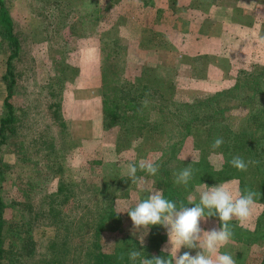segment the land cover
Instances as JSON below:
<instances>
[{
  "label": "rangeland",
  "instance_id": "obj_1",
  "mask_svg": "<svg viewBox=\"0 0 264 264\" xmlns=\"http://www.w3.org/2000/svg\"><path fill=\"white\" fill-rule=\"evenodd\" d=\"M156 1L150 4L146 0H114L107 15L97 20L87 19L85 28L80 18L76 17V29L64 35V29H56L55 22L58 20L55 13L59 7L53 0H6L22 45L21 56L15 61L20 73V83L14 96L18 120L15 132L10 134L9 142L3 149L6 160L12 163L8 189L19 200L22 192L15 185H21L18 178L24 174L23 169L32 172V179L42 183L46 191V185L66 178L67 172L61 173L58 168L71 170L72 179L68 180H71L69 185L73 187L72 197L58 202L61 214L56 246L45 249L46 256L58 264H91L87 250L94 245L95 226L103 215L101 210L105 198L110 199L115 195L112 201L106 202L107 210H117L118 199L120 211H126L134 207L140 197L147 195L132 185L127 176L123 178L121 186L104 191L103 170L111 168L117 161L126 170L127 163L137 156L154 162L161 156V150L157 148L160 143L155 149L138 154L135 147L140 141L135 138L134 120L122 126H105L103 43L118 48L117 54L120 55L115 57L118 62L116 70L121 72L120 89L124 93H132L140 78L141 82L160 86L169 99L207 95L228 86L239 72H244L243 69L254 70L255 64L264 66V0L261 3L257 0H205L200 5H196L195 0H176L178 6L184 7L173 15L170 22L156 21V11L157 6L168 8L165 13L170 16L171 0ZM85 5L88 6V2L72 4L77 8ZM128 18L136 23H129ZM138 21L142 24H138ZM46 25L51 27L47 29ZM151 27L161 34L149 45H140L141 30L147 34ZM64 38L66 42H63ZM8 54V45L0 37V112L6 95L2 76ZM250 55L253 61L248 59ZM234 103L228 113L232 128L240 130L248 125V128L255 129V124H246L248 105L241 97L235 99ZM15 141L19 145L27 144L28 149L20 150L30 161L38 164L40 177L34 175L35 169L32 170L29 163L23 164L17 159L16 152L11 149L16 147ZM177 154L178 158L165 161V171L183 159L192 163V156L199 161L200 152L192 136L183 138ZM210 157L216 166H220L224 159L216 151H212ZM74 159L80 162L76 168L70 164ZM249 161L253 163H249L242 184L239 172L233 171L228 173L225 180L211 185L230 182L229 187L234 191L251 189L258 193L252 218L243 226L233 220L230 224L233 237L221 249L222 252L231 253L236 264H254L255 257L264 256V186L260 182V173L255 172L256 162L253 159ZM192 168L193 173L201 171L199 162L193 164ZM169 177L174 181L175 174L169 173ZM144 178L145 187L154 188L152 180ZM24 186H21L23 194ZM34 192L33 197L41 200L44 193ZM37 208L44 210L38 205L33 210L25 209L29 210L25 222L32 218ZM121 214L122 220L116 216L107 220L111 226L103 231V240L108 245H116L123 238L133 236L130 216L126 212ZM8 215L11 218V213ZM220 226L218 216L201 221V227L206 231ZM52 228L47 226L49 232ZM43 230L41 226V235H45L41 233ZM167 240L168 236L162 246ZM4 245L8 255L11 249L9 235ZM186 249L182 248L180 254ZM186 251H193L194 255L197 250Z\"/></svg>",
  "mask_w": 264,
  "mask_h": 264
},
{
  "label": "trees",
  "instance_id": "obj_2",
  "mask_svg": "<svg viewBox=\"0 0 264 264\" xmlns=\"http://www.w3.org/2000/svg\"><path fill=\"white\" fill-rule=\"evenodd\" d=\"M53 1L57 8L59 7L55 13V17L58 20L55 22L56 29L60 31L64 29L62 33L67 35L68 31L72 33L76 29V20L74 18H80L82 27L85 28L87 19L97 20L107 15L114 0ZM78 1L79 3L88 2V6L85 5L82 8L72 6V4L76 5ZM155 1L152 4H155ZM260 1L262 0H257V2L261 3ZM195 2L197 3L196 5H200L205 3V0H195ZM61 4H64V6ZM182 7L184 6H178L176 0H171L169 9L172 14L169 16L165 13L168 8L157 6L156 21H172L173 15L179 13L178 10ZM40 15H42L41 12ZM48 26L51 27L50 25L45 27L48 29ZM92 27L91 29H93ZM149 31L150 33L146 34L142 30L140 45H149L154 38L159 37L161 34L160 31L152 27ZM179 31L184 30L180 29ZM187 32L188 30L185 33ZM154 34L156 36H153ZM0 37L2 41H6L9 48L6 68L2 76L6 95L2 111L0 112V172L3 171L2 177L0 175V264H58L59 262L46 256L45 249L55 248L56 246V232L59 229L61 214L58 210V202L60 200L66 201L72 197L73 187L69 185L71 180H68L72 179L71 170L65 171L58 168L61 173L67 172L66 178H60L50 184L47 183L50 186H45L46 189L48 188L46 191L42 183L32 179V172H26L23 169L24 174L18 178L21 185H15L18 191L22 192L21 197L18 198L19 200L12 196L11 191L8 189L10 186L8 184L9 179L12 177L10 175L12 163L6 160L3 149L4 145L9 142L10 134L15 132L18 120L14 96L20 83V73L15 61L21 56L22 45L21 39L15 31L13 14L6 0H0ZM63 42H66L65 38ZM101 48L104 66L102 69V84L104 88L105 126L111 127L112 124L122 126L125 122L134 120L136 123L134 126L136 129L135 138L137 137L140 141V144L135 147L138 154L155 149L158 143L161 144L157 147L161 150L160 159L155 161L159 166L158 173L155 176H148L146 173L138 172L141 176L150 178L154 188L162 190L164 196L176 202L178 206L181 202L187 205L189 195L193 197L194 203H198L199 192H197V187H200L201 190H204V184L211 187L214 182L225 180L229 172H239L238 177L241 184L243 183L245 172L238 171L230 164L233 156L237 155L246 162L251 159L256 162L255 172L260 173V182L264 186V79L262 78L264 66L255 64L254 70L243 69L244 72H239L235 80L230 82L228 86H223L207 95L198 94L183 99H169L164 91L159 88L160 86L147 81L141 82L140 78L136 81V87L132 93L121 91V72H117L118 62L115 61V57L120 55L117 54L118 48L113 44L107 43H103ZM248 59L253 61L251 55ZM240 97L246 106L248 105L246 124H255V129L248 128V125L240 130L232 128L228 113L231 112L235 99H240ZM145 99L149 101L147 107L142 105V101ZM154 115L156 116L153 118ZM189 135L194 138L200 152L199 163L201 171L193 173L192 180L185 187L174 184V181L169 177V173L177 174L184 167L189 166L191 160H180L168 171H165L163 166L166 164L165 161L167 159L169 161L173 158H178L177 152L181 147L183 138ZM218 137L223 138L224 144L215 151L223 156L224 159L220 166L215 165L214 167L208 156L213 151L211 144ZM11 149L16 152L17 159L20 162L23 164L29 163L32 170L35 169L34 175L40 177L37 171L38 164L35 161H30L28 156L24 155L20 150L28 149L26 143L22 145L16 143V147ZM141 157L144 158V156ZM139 160L140 157L137 156L132 161L138 162ZM120 163L118 161L114 162L111 168L106 167L103 170L102 184L105 187L104 191L111 189L113 186H121L123 178L126 176V170L120 166ZM22 185H25L23 188L25 194H23L21 189ZM32 191L37 194L44 193L40 198L41 200L35 199ZM104 191H102L103 194ZM114 197L115 195L110 199L107 197L105 201H112ZM142 199H144V196L140 197L139 201ZM106 202L103 210H101L103 215L96 222L94 245L87 250V256L91 264H131L128 260L127 252L132 248L142 251L148 259H151L153 255H166L161 252V248L167 239V233L160 225L151 228L147 236V243H144L143 246L140 245L139 240L134 236L123 238L116 245H108L103 240V231L111 226L107 220L113 216L122 220L123 215H117V210H107L108 205H106ZM109 204L111 203L109 202ZM35 205L44 210L37 208V210H34L32 218L25 222L24 218L29 211L25 209L33 210ZM187 206L194 207L195 205ZM8 213H11V218H9ZM19 222H22V224L20 225ZM41 226L44 227L41 233L45 235L40 234ZM47 226L53 227L51 232L48 231ZM8 235L11 237L9 256L4 245L5 238ZM121 255H123L122 260L119 259ZM253 263L264 264V256L255 257Z\"/></svg>",
  "mask_w": 264,
  "mask_h": 264
},
{
  "label": "clouds",
  "instance_id": "obj_3",
  "mask_svg": "<svg viewBox=\"0 0 264 264\" xmlns=\"http://www.w3.org/2000/svg\"><path fill=\"white\" fill-rule=\"evenodd\" d=\"M147 99L142 101L144 107L148 106ZM224 144L222 137L215 138L211 149L215 151ZM192 163L175 174L174 184L188 186L193 178L192 165L198 163V158L192 156ZM211 162V157H210ZM78 160H71V167L79 166ZM249 163L240 156H233L230 161L232 167L240 172L248 170ZM215 167V164L213 165ZM159 166L152 159H140L126 165V176L131 180L139 191L146 192L144 199L135 204L134 207L120 211V201H116L117 215L128 213L131 218V234L144 245L145 237L151 228L156 225L162 226L167 233L168 240L161 248L162 256L153 255L151 259L137 248L127 252L131 264H236L231 253L222 252L233 237L230 224L233 220L240 226L245 225L252 218L258 193L251 189L243 192L233 190L229 187L230 182L208 187L204 184V190L197 187L199 202L194 203L193 197L188 196L187 205L183 202L177 205L176 202L167 199L163 191L156 188L145 187V178L138 175V172L146 173L148 176H155ZM218 216L221 221L220 227L211 230H204L201 221H207L209 217ZM182 248L197 250L195 255L191 251L180 254ZM123 259V255L119 257Z\"/></svg>",
  "mask_w": 264,
  "mask_h": 264
},
{
  "label": "crops",
  "instance_id": "obj_4",
  "mask_svg": "<svg viewBox=\"0 0 264 264\" xmlns=\"http://www.w3.org/2000/svg\"><path fill=\"white\" fill-rule=\"evenodd\" d=\"M147 2H149L150 4H152L153 2H154V0H146ZM157 1H155V3H156ZM128 21H129V23H131V24H134V23H136V21H134V20H130L129 18H128ZM155 22V21H154ZM138 24H142L141 22L139 23V21L137 22ZM147 26V25H146ZM141 28V27H140ZM142 31V30H141ZM110 42H111V40H110ZM246 49H247V47H246ZM187 250V249H186ZM186 250H183V252H185ZM183 252H182V254H183ZM192 255H193V251H192ZM195 255V254H194Z\"/></svg>",
  "mask_w": 264,
  "mask_h": 264
}]
</instances>
